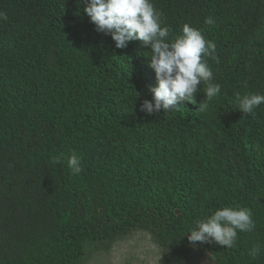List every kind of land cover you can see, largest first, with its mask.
<instances>
[{
    "label": "trees",
    "instance_id": "trees-1",
    "mask_svg": "<svg viewBox=\"0 0 264 264\" xmlns=\"http://www.w3.org/2000/svg\"><path fill=\"white\" fill-rule=\"evenodd\" d=\"M84 2L0 0V264H82L134 231L165 264H264V103L237 100L264 95V0H150L170 41L187 23L215 43L219 62L204 59L221 86L152 114L150 48H116ZM224 207L250 209L253 230L193 245Z\"/></svg>",
    "mask_w": 264,
    "mask_h": 264
},
{
    "label": "clouds",
    "instance_id": "clouds-1",
    "mask_svg": "<svg viewBox=\"0 0 264 264\" xmlns=\"http://www.w3.org/2000/svg\"><path fill=\"white\" fill-rule=\"evenodd\" d=\"M84 10L96 25V30L105 35L111 34L116 48H125L132 40H140L150 48V67L154 69L158 86L149 90L153 94L154 104L144 100L140 111L152 114L171 111L179 108L183 101L196 102L201 82L206 84V100L219 93L221 86L213 83V72L207 66L205 57L216 60L215 43L208 41L201 30L184 24L182 34L170 41V27H162L163 13L158 11L150 0H85ZM0 18L7 19L6 13H0ZM214 23L211 18L205 21ZM239 109L245 114L252 113L261 103L264 95L249 94L242 98L237 95ZM207 107L206 101L201 103L199 110ZM59 163V158H54ZM68 167L72 173L82 171L81 157L73 153L68 159ZM198 230H193L188 240L212 243L232 248L237 239V230L252 231L254 221L250 209L235 210L224 207L213 215L197 222ZM257 249L253 248L251 256Z\"/></svg>",
    "mask_w": 264,
    "mask_h": 264
},
{
    "label": "rangeland",
    "instance_id": "rangeland-1",
    "mask_svg": "<svg viewBox=\"0 0 264 264\" xmlns=\"http://www.w3.org/2000/svg\"><path fill=\"white\" fill-rule=\"evenodd\" d=\"M82 264H165V258L147 232L134 231L107 251L89 247Z\"/></svg>",
    "mask_w": 264,
    "mask_h": 264
}]
</instances>
